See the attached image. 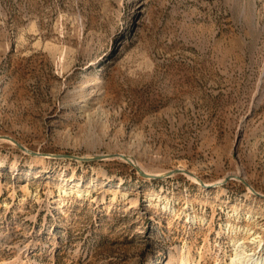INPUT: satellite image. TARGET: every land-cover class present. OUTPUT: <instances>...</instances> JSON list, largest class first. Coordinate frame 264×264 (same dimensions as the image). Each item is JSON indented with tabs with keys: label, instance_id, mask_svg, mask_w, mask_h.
<instances>
[{
	"label": "rangeland",
	"instance_id": "obj_1",
	"mask_svg": "<svg viewBox=\"0 0 264 264\" xmlns=\"http://www.w3.org/2000/svg\"><path fill=\"white\" fill-rule=\"evenodd\" d=\"M0 136V264L263 257L264 0H0Z\"/></svg>",
	"mask_w": 264,
	"mask_h": 264
},
{
	"label": "bare ground",
	"instance_id": "obj_2",
	"mask_svg": "<svg viewBox=\"0 0 264 264\" xmlns=\"http://www.w3.org/2000/svg\"><path fill=\"white\" fill-rule=\"evenodd\" d=\"M252 238L254 240L250 241L251 243H256V245L260 243V240H256V236H253ZM240 241H241L240 243H243V244L245 242H248L246 240L244 241L243 239ZM239 248L240 247H237L236 249H234L233 253L230 255L229 264H264V256L263 257L257 256L256 258H254V255L246 253L243 247L240 249ZM179 264H192V263L189 261L188 257H182L180 259Z\"/></svg>",
	"mask_w": 264,
	"mask_h": 264
},
{
	"label": "water",
	"instance_id": "obj_3",
	"mask_svg": "<svg viewBox=\"0 0 264 264\" xmlns=\"http://www.w3.org/2000/svg\"><path fill=\"white\" fill-rule=\"evenodd\" d=\"M0 137H5V138H8V139H10V140H12L13 142H16L14 139H12V138H10V137H8V136H0ZM115 156H118V157H120V158H122L123 160H125V161H128L129 163H131L135 168H137V166L127 157V156H125V155H123V154H116ZM81 159H91V158H88V157H81ZM139 172L142 174V175H145V176H149V177H159L160 175H154V174H149V173H146V172H142V171H140L139 170ZM175 172H186V173H188L187 171H184V170H182V169H176V170H173V171H170V172H168L166 175H170V174H172V173H175ZM227 179H224V181H226ZM242 180V179H241ZM243 181V180H242ZM244 182V181H243ZM244 184L246 185V186H248V184L246 183V182H244ZM249 187V186H248Z\"/></svg>",
	"mask_w": 264,
	"mask_h": 264
}]
</instances>
